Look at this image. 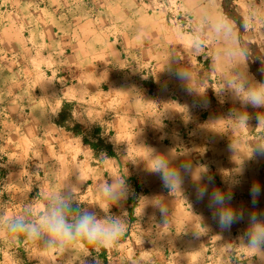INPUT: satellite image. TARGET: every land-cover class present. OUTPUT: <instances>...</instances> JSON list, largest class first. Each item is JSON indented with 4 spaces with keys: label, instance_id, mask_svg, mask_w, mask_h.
I'll use <instances>...</instances> for the list:
<instances>
[{
    "label": "rangeland",
    "instance_id": "374dc122",
    "mask_svg": "<svg viewBox=\"0 0 264 264\" xmlns=\"http://www.w3.org/2000/svg\"><path fill=\"white\" fill-rule=\"evenodd\" d=\"M233 75L264 78V0H0V264H264L232 246L245 227L221 233L195 200L196 173L183 199L142 161V146L177 164L187 150L220 187L217 97ZM125 170L130 195L112 213L128 228L115 243L45 252L4 235L5 220L37 214L66 183L94 206L97 183ZM250 174L264 189V157ZM155 196L167 221L144 207Z\"/></svg>",
    "mask_w": 264,
    "mask_h": 264
},
{
    "label": "clouds",
    "instance_id": "9594fccd",
    "mask_svg": "<svg viewBox=\"0 0 264 264\" xmlns=\"http://www.w3.org/2000/svg\"><path fill=\"white\" fill-rule=\"evenodd\" d=\"M221 27L227 30V25L223 22ZM174 74L180 80L188 78L186 70H176ZM232 86L246 105L264 108V84L253 85L243 79ZM261 117L264 115H257L259 121ZM237 119L239 123L247 126L248 115L246 113L238 114ZM142 148L147 152L146 159L142 160L146 169L159 175L162 187L169 193L178 192L183 199H186L182 188L184 176L193 177L196 173L194 198L197 201H206L210 217L220 232H230L233 225L245 222V228L237 237L238 243L232 246L252 253L253 256L257 254L264 256V210H258L255 207L252 209L234 207L231 201L235 181H226L229 185L226 189L213 186L209 190V184L212 183L214 177L209 173L206 165L194 166L188 158L187 150L184 152L185 158L177 164L174 162L176 157L171 153L166 154L150 146H142ZM256 150L264 154V148L258 145ZM198 169L203 170L197 172ZM126 176L127 170L122 176L98 182L95 188L98 202L88 207H81L77 204L78 185L66 183L59 190H53L47 194L37 214L34 215L30 210H25L22 214L5 220L2 226L3 233L10 238L23 237L45 252L63 253L70 249L75 250L78 245H111L128 228V222L123 216L112 213V209L124 204L130 195ZM205 178L207 182L201 183V180ZM262 191L264 189L258 182L251 184L249 196L253 206L257 204ZM144 200L148 202L144 207L151 204L167 221L169 208L162 196L144 198ZM198 219L201 225L204 218L199 216ZM201 228L205 231L209 230L208 225ZM86 250V247L82 249V251Z\"/></svg>",
    "mask_w": 264,
    "mask_h": 264
},
{
    "label": "crops",
    "instance_id": "0c3cea01",
    "mask_svg": "<svg viewBox=\"0 0 264 264\" xmlns=\"http://www.w3.org/2000/svg\"><path fill=\"white\" fill-rule=\"evenodd\" d=\"M243 79L253 85L264 84V78L261 76L241 77L233 75L223 79L226 93L224 92L223 97H217V110L221 114L218 119V126H220L218 140L220 143L217 151L219 154L217 157V179L221 183L219 187L221 189L229 187L226 181L236 182L232 188L233 199L231 203L234 207L246 209L255 207L257 209L251 204L249 196V189L252 184L250 166L256 164L258 158L264 157V154L256 150L257 145L264 148V117H261L260 121L257 119L258 114L264 115V108L246 105L239 98L232 85ZM245 113L248 115L247 126L239 123L237 119L238 114ZM202 180L206 181V179ZM185 181H187V177H185ZM237 196H240V199H237ZM242 226L245 227V223L234 225L232 229Z\"/></svg>",
    "mask_w": 264,
    "mask_h": 264
}]
</instances>
